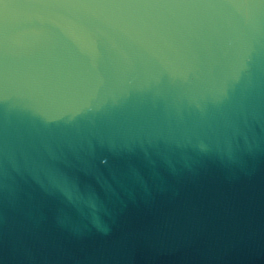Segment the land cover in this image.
<instances>
[{
    "label": "water",
    "instance_id": "95a60500",
    "mask_svg": "<svg viewBox=\"0 0 264 264\" xmlns=\"http://www.w3.org/2000/svg\"><path fill=\"white\" fill-rule=\"evenodd\" d=\"M64 2L0 43V264H264V7Z\"/></svg>",
    "mask_w": 264,
    "mask_h": 264
},
{
    "label": "snow or ice",
    "instance_id": "6c2138e0",
    "mask_svg": "<svg viewBox=\"0 0 264 264\" xmlns=\"http://www.w3.org/2000/svg\"><path fill=\"white\" fill-rule=\"evenodd\" d=\"M250 2L252 6L264 7V0H246ZM52 6L43 3V0H0V43H3L8 34L9 28L17 24L21 17L27 16L26 10L35 7ZM55 6L63 7H76V6H92V7H168V6H184V5H170L159 3H144L139 0H95L94 3L84 5L78 3H58ZM19 10L20 16L15 20L12 17V11ZM72 23L71 21H68ZM68 199H72L71 195H66Z\"/></svg>",
    "mask_w": 264,
    "mask_h": 264
}]
</instances>
